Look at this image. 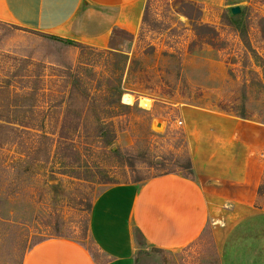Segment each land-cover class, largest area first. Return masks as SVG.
I'll return each mask as SVG.
<instances>
[{
  "label": "rangeland",
  "instance_id": "rangeland-1",
  "mask_svg": "<svg viewBox=\"0 0 264 264\" xmlns=\"http://www.w3.org/2000/svg\"><path fill=\"white\" fill-rule=\"evenodd\" d=\"M177 1L144 0L139 27L115 35L111 48L60 42L0 13V114L20 142L0 145V264H23L32 245L51 239L92 250L88 216L102 191L186 172L179 108L264 124V0H184L200 7L197 24L213 33H196ZM233 7L250 49L223 23ZM69 68L80 92L103 97L119 86L129 109L99 130L83 93L69 100ZM61 130L71 139L60 141ZM258 204L264 208V177ZM210 234L175 253L141 246L136 264H220Z\"/></svg>",
  "mask_w": 264,
  "mask_h": 264
},
{
  "label": "crops",
  "instance_id": "crops-1",
  "mask_svg": "<svg viewBox=\"0 0 264 264\" xmlns=\"http://www.w3.org/2000/svg\"><path fill=\"white\" fill-rule=\"evenodd\" d=\"M144 0H0L15 26L92 47L113 29L134 33ZM107 43V44H106ZM194 181L163 175L116 184L94 200L88 216L93 249L67 239L35 245L23 264H135L141 235L149 249L175 253L206 231L220 264H264V124L229 114L179 108Z\"/></svg>",
  "mask_w": 264,
  "mask_h": 264
},
{
  "label": "trees",
  "instance_id": "trees-1",
  "mask_svg": "<svg viewBox=\"0 0 264 264\" xmlns=\"http://www.w3.org/2000/svg\"><path fill=\"white\" fill-rule=\"evenodd\" d=\"M177 3L182 5V10H184V9L189 10L188 12H182V14L191 22V25L194 28V30L196 31V33L199 32L200 30H206L208 32H212V30L210 29L211 27H209L208 25L197 24L198 19L200 17V12H201V9L198 5H196L192 2L184 1V0H178ZM230 14L227 11L223 12V14L221 16L223 23H226V25L229 26L232 30L238 29L237 33H238V36H239L241 42L244 44V46L247 49H250V41L248 39L245 24L238 17H234ZM142 21H143V23L145 22L144 16H143ZM121 34L127 35L128 33L123 31V30H120V29H113L111 36L109 38V42H108L109 48H111V46H112L113 37L115 35H121ZM42 35H44V34H42ZM48 37H51L54 40L64 42L67 44H74V42L63 40L60 38H56V37H53L50 35H48ZM77 46L89 48V46H86V45H83L80 43H77ZM66 75H67V77L70 78V82H69L70 86H69V91L67 94L69 96V100L72 101L73 100L72 96L79 94V93H83V95H80L81 101L83 103H86L87 109L88 108L92 109V111H89V112L91 113L93 120H94V123L96 126H98L97 128L99 130H103V128L105 127V125H103V123L106 120H112L113 118L118 116L117 110L125 109V108L129 109L128 106L121 104V96H122L123 92L119 86L118 87L113 86L112 89H109L108 92L106 93V94H108V96L94 97V96L89 95V93L87 94L88 91H86V90H83L82 92H80L81 90H79V87L82 83L79 80H77L75 78V76L72 75L70 68L68 69V72ZM236 117H238L240 119H245L243 115H238ZM11 121L12 120L10 119V117L3 116L0 114V145H2L4 143L12 144V145H16V143H17L20 145V142H18V140H16L17 134L19 132L17 129L10 127V125L13 124ZM106 125H108V124H106ZM36 135L38 136L39 134H36ZM57 135L59 136L60 141H61V139H63V137H66V136L68 137V139H71L70 138L71 134L66 135V133H64L62 130ZM39 137H41L42 139H47V136L44 134L39 136ZM58 149H60V147ZM184 170L186 172H182V171L176 172V171L171 170V171L166 172L165 174H162L160 176L170 175V174L180 175L181 177H183L185 179L194 181L195 176L193 173L191 159H190L189 155L186 159V164L184 166ZM157 177H159V176H157ZM154 178H156V177H154ZM146 180H149V179H145V180L142 179L140 181L143 182ZM134 183H137V182H134ZM258 193L259 194L261 193V186L258 188ZM202 236L198 240H200L202 238ZM136 240H137V245L139 248L141 246L145 245L141 235L138 234L136 236ZM39 243H41V242H39ZM39 243L32 245L31 249ZM188 247H190V246H188ZM159 252H162V251H159ZM136 263L137 262H136V257H135V264Z\"/></svg>",
  "mask_w": 264,
  "mask_h": 264
},
{
  "label": "water",
  "instance_id": "water-1",
  "mask_svg": "<svg viewBox=\"0 0 264 264\" xmlns=\"http://www.w3.org/2000/svg\"><path fill=\"white\" fill-rule=\"evenodd\" d=\"M230 13L232 16H237L240 14V9L238 7H233L230 9Z\"/></svg>",
  "mask_w": 264,
  "mask_h": 264
},
{
  "label": "built area",
  "instance_id": "built-area-1",
  "mask_svg": "<svg viewBox=\"0 0 264 264\" xmlns=\"http://www.w3.org/2000/svg\"><path fill=\"white\" fill-rule=\"evenodd\" d=\"M181 123H179V125H180ZM261 158H262V160H263V162H264V151H263V153L261 154Z\"/></svg>",
  "mask_w": 264,
  "mask_h": 264
},
{
  "label": "bare ground",
  "instance_id": "bare-ground-1",
  "mask_svg": "<svg viewBox=\"0 0 264 264\" xmlns=\"http://www.w3.org/2000/svg\"><path fill=\"white\" fill-rule=\"evenodd\" d=\"M126 97L124 96V99H125ZM123 100V99H122ZM124 102V101H123ZM128 102H129V99L127 98V104H128Z\"/></svg>",
  "mask_w": 264,
  "mask_h": 264
}]
</instances>
